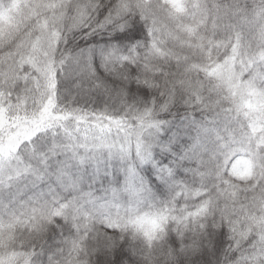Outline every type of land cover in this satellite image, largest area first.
Returning a JSON list of instances; mask_svg holds the SVG:
<instances>
[{
	"label": "snow or ice",
	"instance_id": "1",
	"mask_svg": "<svg viewBox=\"0 0 264 264\" xmlns=\"http://www.w3.org/2000/svg\"><path fill=\"white\" fill-rule=\"evenodd\" d=\"M0 264H264V0H0Z\"/></svg>",
	"mask_w": 264,
	"mask_h": 264
}]
</instances>
